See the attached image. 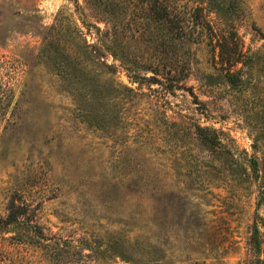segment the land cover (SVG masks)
<instances>
[{"label": "rangeland", "instance_id": "374dc122", "mask_svg": "<svg viewBox=\"0 0 264 264\" xmlns=\"http://www.w3.org/2000/svg\"><path fill=\"white\" fill-rule=\"evenodd\" d=\"M73 1L0 0V218L12 203L27 212L0 229V264H243L253 240L264 250V177L247 164L264 171V0H192L250 57L232 68L237 90L215 69L218 51L184 46V83L204 109L184 91L161 101L101 47L91 81L68 83L82 87L74 96L34 69L60 17L80 46L97 45L81 23L90 9L78 0L79 16Z\"/></svg>", "mask_w": 264, "mask_h": 264}, {"label": "trees", "instance_id": "16d2710c", "mask_svg": "<svg viewBox=\"0 0 264 264\" xmlns=\"http://www.w3.org/2000/svg\"><path fill=\"white\" fill-rule=\"evenodd\" d=\"M83 1L90 9L93 21L90 24H85L83 21L81 23L96 31L97 45L80 46L79 37L76 39L64 28L60 17L61 23L49 30L46 43L33 65L34 69L35 67L45 69L71 96L82 87L71 89L68 87L70 81L78 85H82L79 79L82 77L85 84L91 81V78L84 77V73L89 63L99 64L93 55L97 54L100 47L105 52L111 53L114 60H118L126 68L132 80H143L156 85L161 91V101L164 100L166 103L168 96L173 97L176 91H184L193 97L195 104L203 109L205 107V104L193 93L192 87L184 83L191 71V65L186 63L185 57L180 54L185 45L187 47L204 45L213 55L218 51V60L214 62L218 65L216 71L233 89L238 90L242 87L241 71L232 68L238 62L245 65L250 57L240 51L241 40L233 26L217 32L205 14L204 8L195 5L192 0ZM73 2L75 12L79 16H84L80 12L78 0ZM98 24H102L103 27L100 28ZM101 65L105 68L109 67L105 63ZM102 73L101 71L99 75ZM147 74L150 76L146 77ZM207 85L209 84L204 83V87ZM244 112H249V109H245ZM193 128L205 145L215 151L223 149L215 130L201 128L199 125H194ZM242 164L246 162L239 157L237 166ZM247 164L257 178L264 177V171L260 173L256 165H251L252 161ZM242 178H245V175ZM240 180L241 177L238 181ZM259 191L260 198L263 199L264 186L259 187ZM26 214L24 208L12 203L7 217L0 218V229L6 231L10 226L21 224ZM255 235L258 236L256 226ZM262 244L258 239L253 240L251 257L243 264H264Z\"/></svg>", "mask_w": 264, "mask_h": 264}]
</instances>
